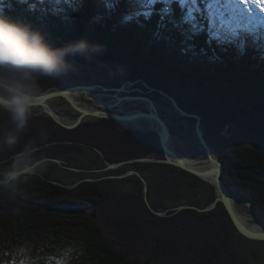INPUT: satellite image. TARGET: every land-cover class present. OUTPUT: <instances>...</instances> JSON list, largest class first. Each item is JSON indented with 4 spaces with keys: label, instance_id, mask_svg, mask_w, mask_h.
Wrapping results in <instances>:
<instances>
[{
    "label": "trees",
    "instance_id": "trees-1",
    "mask_svg": "<svg viewBox=\"0 0 264 264\" xmlns=\"http://www.w3.org/2000/svg\"><path fill=\"white\" fill-rule=\"evenodd\" d=\"M214 2L0 0V11L31 23L56 45L80 38L102 45L103 51L76 61L96 71L118 69L130 81L142 79L199 115L205 137L223 163L225 185L264 218V141L244 125L249 108L264 103V22L248 28L233 26L231 21L223 24L209 11ZM100 121L113 136L126 134L137 157L149 156L159 147L155 134L122 132L112 122ZM232 128L234 133L229 131ZM40 129L28 127L15 152L38 140ZM59 131L47 132L49 138L41 147L68 139L63 129ZM135 138L140 140L136 145ZM141 146L146 151L141 152ZM102 150L112 162L135 155L115 159L111 150ZM14 154L0 152V161ZM53 182L44 173L29 180L14 201L0 195V264H20L10 248L25 243L41 251L46 264H61V253L74 243L83 254L73 253L71 264H244L234 250L233 224L221 204L210 213L186 210L173 216L172 211L158 217L143 198L136 203L97 182L72 189ZM68 197L87 198L96 208L101 225L78 224L88 233L87 239L71 234L72 228L57 226L61 224L56 218L63 212L65 217L74 212L85 219L86 209L91 208L89 202L66 205L63 201ZM102 226L118 251L111 250ZM135 253L145 260H132Z\"/></svg>",
    "mask_w": 264,
    "mask_h": 264
},
{
    "label": "rangeland",
    "instance_id": "rangeland-1",
    "mask_svg": "<svg viewBox=\"0 0 264 264\" xmlns=\"http://www.w3.org/2000/svg\"><path fill=\"white\" fill-rule=\"evenodd\" d=\"M246 7L251 9V11L248 13V18L244 20L243 25L247 28L250 25H262L264 22V10H261L260 6L251 3ZM227 23L230 22L228 21ZM232 23L233 26H239L238 23ZM75 63L78 65V68L75 72L41 80V95L46 92L66 89V87L75 83L79 85H100L106 88H119L127 81L126 79L128 74L123 71L115 69L96 71L90 67L88 68L79 65L76 60ZM67 76L72 83L68 84L66 82ZM130 89L136 90L133 94L146 96L156 102L159 114L162 116L171 130L174 138L173 146L178 155L192 160H201L207 157L206 152L198 143L196 138L194 130L195 124L193 120L176 117L168 99L165 96L149 91L148 88L141 82H136L130 87ZM97 91L104 96L106 102L113 103V101H110L112 99L114 100V103L117 104V100L116 97L113 96V92H103L101 90ZM84 95L87 96L90 94L78 92L76 98L84 104L95 106L96 101L92 100V96H87V99ZM116 95H120V97L126 96V94L122 92L116 93L115 96ZM48 104L66 124L70 125L75 123L81 116L80 112H78L76 109H73L66 102V100L61 97L49 100ZM145 108L146 107L142 103H129L124 104L122 107L120 106L117 109L119 111L123 112L124 110L129 113L136 110L144 111ZM37 111L39 112V115L34 116L29 122V124L33 122L29 125L33 131H36L35 128L41 126L43 130H46L49 133L53 131V133L57 134V132H60V129H63L65 137L68 138L64 139L63 141L56 140L53 143H46L45 146L42 147L44 154H46L49 159L52 160L47 170L42 174H47L49 179L54 182L61 183L65 186H74L77 183L82 184L87 182H97L103 189L109 190L115 195L131 196L132 199L136 201V203L140 202L137 200L138 197H141L143 198V202L145 204L144 199L147 195V199L151 206L153 207V205H155L158 208V212H164L166 214V216L163 217L169 216L172 211L175 212L172 214L174 216L178 213H183L186 210H190L186 209L179 212L175 211L177 208L182 206H192L201 209L205 208L209 206L216 197L215 188L212 184L201 181L198 178H194L190 174L171 166L164 168L165 165L137 163L127 164L117 169L107 171V164L118 162L110 161L104 154L102 148L105 150H111L112 156L115 159L124 157L129 153H132L131 155L135 154L133 159L142 158L137 157L138 155L136 156V154L139 153L137 150H135L136 147L131 145V139H129L128 136L127 138H122L124 135H121L120 133H114L115 136H113L108 132V130H106V125L100 121L104 119H97L93 117L85 118L77 128L68 130L57 125V123H55L52 118L43 113V108L38 106ZM114 111L115 113L117 112V114H119V112L116 111V108H114ZM117 124L114 125L119 129L124 127L125 129L127 128V130H131L132 132L136 131L132 125L127 123L121 125ZM9 127L10 125L8 123L6 114L0 113V133L8 130ZM143 127L147 126L144 125ZM229 131L231 133L235 132L233 128L229 129ZM136 132L147 134L145 131ZM75 141L78 143H75ZM132 141L135 142V145L140 142L139 138H135ZM98 143L102 148L97 147ZM158 144L160 146L159 140ZM117 145H120L121 148H117ZM125 145H128V152L123 149ZM138 149L141 152L146 151L143 146ZM156 150L157 151L150 153L149 156L146 157L163 158V153L159 147H156ZM10 158L12 160L13 156ZM10 158L6 160H9ZM6 160L0 161V171L5 169L11 162V160H9L10 162H6ZM55 160L60 161L61 164H58L55 162ZM131 171L140 173L146 179L148 183L147 194H145V187L137 176H129L119 180L115 178H108L124 176ZM88 200L89 199L87 198L82 200H76L73 197L66 198L63 201V203L66 205H86L87 202H89L91 204V208L86 209L85 219H79L76 217L74 212H69L70 214H67L66 217V212H63V216L65 218L62 216V214L58 218H56L57 216H54V218L57 219V222L61 224L57 226H63L65 229L72 228L71 234H77L78 236L87 239L88 233L78 224L80 222L84 224L87 222L91 224L100 223V220L98 217H96L97 212L95 206L91 201ZM238 209L243 214H253L250 205L241 200H239ZM232 229L233 247L237 255L242 259L243 263L264 264V241L248 240L241 236L234 226ZM101 234L108 241L111 250L118 251V249L112 246L110 234L103 226L101 227ZM73 245H75L77 248L80 246L79 244L75 243ZM16 249L17 247L15 250ZM10 250V252L15 251L14 248H10ZM132 260L143 261L145 260V256L135 253Z\"/></svg>",
    "mask_w": 264,
    "mask_h": 264
},
{
    "label": "clouds",
    "instance_id": "clouds-1",
    "mask_svg": "<svg viewBox=\"0 0 264 264\" xmlns=\"http://www.w3.org/2000/svg\"><path fill=\"white\" fill-rule=\"evenodd\" d=\"M103 46L80 38L63 45L52 43L48 36L31 23L14 19L0 11V113L6 114L10 127L0 133V152H14L8 166L0 171V195L16 200L23 186L41 175L51 163L41 144L48 139L41 129L38 140L15 152L21 137L36 115L41 95L40 81L75 72L77 57L90 58ZM83 254L75 245L64 250L61 264H71L72 254ZM20 264H46L47 257L35 251L31 243L14 251Z\"/></svg>",
    "mask_w": 264,
    "mask_h": 264
},
{
    "label": "water",
    "instance_id": "water-1",
    "mask_svg": "<svg viewBox=\"0 0 264 264\" xmlns=\"http://www.w3.org/2000/svg\"><path fill=\"white\" fill-rule=\"evenodd\" d=\"M118 70V69H115ZM129 77V75H128ZM126 83H124L119 88H106L104 86L100 85H79L77 83L73 85H69L66 87V89L63 90H56L51 92H46L38 97L37 105L41 108H43V113L48 115L50 118H52L57 125L68 129L73 130L77 128L82 121L87 117H93L97 119H104L113 122L114 124H117L116 121H123V122H134L139 120H146L153 122L157 127L156 129H149L147 127H136L134 128L136 131H145L147 134H155L158 137L160 146L159 149L163 153V158H156V157H142V158H136V159H130L118 163H112L107 164L106 170H114L121 166L127 165V164H156V165H165V166H171L174 168H177L179 170H182L188 174H190L194 178H198L201 181L210 183L215 188L216 197L214 201L205 208H198V207H192V206H182L177 208L175 211L179 212L181 210H194L199 214L203 213H210L214 211L219 204H221L224 209L227 211L231 222L233 223L234 228L237 230V232L243 236L244 238L248 240L253 241H264V231H254L247 227L240 219L239 214L237 213V210L235 208L234 199L238 198L239 200L246 202L250 205L251 210L253 214L258 217L261 221H264V218L258 214V212L254 209L252 204L236 195L231 193L227 186L225 185L222 176L224 174V166L223 163L220 161L216 151L211 147V145L208 143L205 132L202 125V118L192 112L186 111L184 108L181 107L178 100L173 98L172 96L164 93L163 91L156 90L152 87H150L146 82H144L142 79H136L133 81L126 79ZM136 82H141L143 85H145L149 91L155 92L157 94H160L162 96H165L168 101L170 102L172 109L175 113L176 117L183 118V119H190L194 121V130L195 135L198 140V143L201 145V147L206 152L207 157L205 159L197 160L193 163V165H188L187 158L181 155H178L173 151L172 148V138L173 135L171 133L170 128L168 127L167 123L164 121L162 116L159 114V110L157 108L156 102L152 100L151 98H148L146 96H142L139 94H133L136 90L130 89V91L127 89L133 86ZM93 90H101L103 92H113V96L116 97L117 105H109L108 102H102L99 100L97 95H94L92 99L94 101H97L99 106L101 108H107V107H117L118 103H142L146 109L144 111L136 110L129 113H124L122 115L120 114H113L109 112H103V111H87L83 110L80 107H77L73 100L70 98V95L75 92H83L86 94H90ZM124 93L126 94L125 97H117L115 96L116 93ZM61 97L65 98L74 109H76L78 112H80L81 116L79 119L73 123V124H66L62 121L61 117L50 107V105L47 103L49 100ZM118 125V124H117ZM244 125L246 129L261 138L264 141V103H257L251 106L247 112L246 120L244 122ZM98 151V150H97ZM100 152V151H99ZM214 153V155H213ZM11 160V158L9 159ZM9 160H6V162H9ZM106 160V159H105ZM52 161V160H51ZM58 164H61L60 161L55 160ZM209 163L215 165L214 168L209 170H197L199 167H203V164ZM129 176H137L142 184L145 187V194H147L148 191V183L146 179L138 172L131 171L128 174L124 176H117V177H108L110 179H123ZM55 185H62L57 182H53ZM78 184H75L74 186H65L66 188L72 189L76 187ZM145 204L147 205L150 212L158 217L166 216L164 212H158L156 211L151 204L149 203L147 199V195L145 196ZM172 211V210H171Z\"/></svg>",
    "mask_w": 264,
    "mask_h": 264
},
{
    "label": "bare ground",
    "instance_id": "bare-ground-1",
    "mask_svg": "<svg viewBox=\"0 0 264 264\" xmlns=\"http://www.w3.org/2000/svg\"><path fill=\"white\" fill-rule=\"evenodd\" d=\"M69 74V73H68ZM66 82L68 84L72 83L69 79H68V76L66 78ZM129 91H130V88H127ZM79 91H75L73 92L71 95H70V98L73 100L74 104L77 106V107H80L81 109L83 110H87V111H103V112H109V113H113L115 114V111H114V108H117V107H122V105H124L123 103H118V106L117 107H114V108H111V107H105V108H101L99 107V104L97 103V101L95 102V106H91V105H87V104H84L82 103L79 99L76 98L77 96V93ZM94 95H97L99 100L102 101V102H106L104 96L102 94H99L97 93V90H93L92 92H90V95H87V96H94ZM85 96V95H84ZM87 96H85L87 98ZM117 97H120V95H116ZM122 98V97H120ZM88 99V98H87ZM49 102V101H48ZM47 102V103H48ZM115 104V103H114ZM109 105H113V103H110L109 102ZM117 105V104H116ZM146 109V108H145ZM144 109V110H145ZM117 114V112H116ZM122 115V114H120ZM165 121V120H164ZM116 123H118L119 125L121 124H129V125H132L134 128L136 127H143L144 125H146L147 127H149L150 129H156V125L151 122V121H146V120H139V121H134V122H123V121H116ZM168 125V124H167ZM169 127V126H168ZM172 142V148H173V151H175L174 149V138H172L171 140ZM175 153L177 154V152L175 151ZM214 155V153H213ZM197 160H192V159H188L187 158V164L190 166V165H193L194 162H196ZM215 165L213 164H209V163H205L203 164V167H198L197 170H209V169H212L214 168ZM234 204H235V208L237 210V213L239 214V217L241 219V221L247 226L249 227L250 229L254 230V231H264V221H261L258 217H256L254 214H243L242 212H240V210L238 209V204H239V200L237 198L234 199Z\"/></svg>",
    "mask_w": 264,
    "mask_h": 264
},
{
    "label": "snow or ice",
    "instance_id": "snow-or-ice-1",
    "mask_svg": "<svg viewBox=\"0 0 264 264\" xmlns=\"http://www.w3.org/2000/svg\"><path fill=\"white\" fill-rule=\"evenodd\" d=\"M22 2H26V0H22ZM155 2L156 0H151V3ZM166 2L170 3L171 0H166ZM250 3L256 4L261 7V10H264V0H215L210 5L209 11L222 23L231 21L243 26L244 20L251 11V9L246 7Z\"/></svg>",
    "mask_w": 264,
    "mask_h": 264
},
{
    "label": "flooded vegetation",
    "instance_id": "flooded-vegetation-1",
    "mask_svg": "<svg viewBox=\"0 0 264 264\" xmlns=\"http://www.w3.org/2000/svg\"><path fill=\"white\" fill-rule=\"evenodd\" d=\"M78 63V62H77ZM79 65H82V66H85V67H87L86 65H83V64H81V63H78ZM89 68V67H88ZM97 93H98V91H97ZM99 94H101V93H99ZM64 100H66L65 98H63ZM93 100V99H92ZM94 101V100H93ZM110 101H113V104H114V100H110ZM66 102L73 108V106L66 100ZM125 104H129V103H125ZM100 107V106H99ZM117 108H119V107H117ZM116 108V111H118L119 112V114H124V113H128L127 111H124L123 110V112L122 111H119L118 109ZM74 109V108H73ZM133 112V111H132ZM113 123V122H112ZM94 129H95V125H94ZM120 131H122V132H129V133H132V131L131 130H127V128L125 129L124 127H122L121 129H119ZM135 133H139V132H136V131H134ZM121 135H124V137H122V138H125L126 136V134H121ZM127 138V137H126ZM78 141V140H77ZM75 143H78V142H76L75 141ZM118 147L117 148H121L120 147V145H117ZM124 147V146H123ZM128 145H125V147L123 148L125 151H127L128 152ZM127 155V154H126ZM125 155V156H126ZM130 160V159H129Z\"/></svg>",
    "mask_w": 264,
    "mask_h": 264
}]
</instances>
